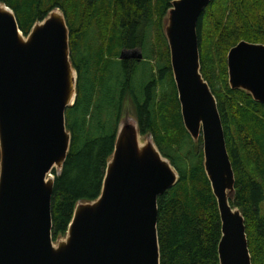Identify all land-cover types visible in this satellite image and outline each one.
<instances>
[{
	"label": "water",
	"instance_id": "1",
	"mask_svg": "<svg viewBox=\"0 0 264 264\" xmlns=\"http://www.w3.org/2000/svg\"><path fill=\"white\" fill-rule=\"evenodd\" d=\"M213 0H175L164 33L185 129L202 139L204 168L222 222L220 264H253L246 220L231 204L236 176L222 117L201 73L199 23ZM70 29L60 9L25 37L0 1V264H161L159 199L179 174L137 121H121L101 196L79 203L65 239H53L56 170L72 145L67 111L78 97ZM123 51L121 60L142 61ZM229 85L264 104V45L241 42L228 55Z\"/></svg>",
	"mask_w": 264,
	"mask_h": 264
},
{
	"label": "trees",
	"instance_id": "2",
	"mask_svg": "<svg viewBox=\"0 0 264 264\" xmlns=\"http://www.w3.org/2000/svg\"><path fill=\"white\" fill-rule=\"evenodd\" d=\"M0 1L13 10L25 37L55 9L70 29L78 97L67 111L71 151L62 173L53 171L54 241L67 236L79 203L101 196L130 100L141 135L153 136L179 174L178 184L158 202L161 264H220L218 201L205 172L202 139L195 142L183 123L164 33L175 0ZM199 37L201 73L217 98L236 176L231 204L246 220L252 263L264 264V104L231 89L228 75L231 49L241 42L264 45V0H213ZM137 48L142 61L120 59Z\"/></svg>",
	"mask_w": 264,
	"mask_h": 264
},
{
	"label": "rangeland",
	"instance_id": "3",
	"mask_svg": "<svg viewBox=\"0 0 264 264\" xmlns=\"http://www.w3.org/2000/svg\"><path fill=\"white\" fill-rule=\"evenodd\" d=\"M88 41L89 42L87 44V48L91 47L92 46V43H93V41L91 39L88 40ZM125 51H139V52H142L143 53V51L140 50V49H138V48L137 49H134V50H125ZM80 65L81 66L83 65V63H82L81 60H80ZM128 119L133 120V121H137V117L135 115L134 107H133L132 102L130 100H127L125 102L124 108H123L122 113H121V121L124 122V121H126ZM121 121H120V123H121ZM148 138H151L154 141L153 136L148 135V136H142V138H141L142 143L144 144L145 140L148 139ZM195 144H199V143H195ZM201 149L203 150V142H202V145H201ZM52 176L54 177L53 174H52ZM65 238L66 237H63L62 239H65Z\"/></svg>",
	"mask_w": 264,
	"mask_h": 264
},
{
	"label": "bare ground",
	"instance_id": "4",
	"mask_svg": "<svg viewBox=\"0 0 264 264\" xmlns=\"http://www.w3.org/2000/svg\"><path fill=\"white\" fill-rule=\"evenodd\" d=\"M141 144H143L142 141H141Z\"/></svg>",
	"mask_w": 264,
	"mask_h": 264
}]
</instances>
